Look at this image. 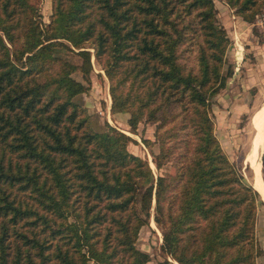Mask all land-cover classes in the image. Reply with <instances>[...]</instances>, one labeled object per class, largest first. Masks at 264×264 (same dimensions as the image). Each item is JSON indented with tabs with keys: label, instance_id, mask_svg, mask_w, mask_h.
Listing matches in <instances>:
<instances>
[{
	"label": "trees",
	"instance_id": "1",
	"mask_svg": "<svg viewBox=\"0 0 264 264\" xmlns=\"http://www.w3.org/2000/svg\"><path fill=\"white\" fill-rule=\"evenodd\" d=\"M226 1L247 21L264 5ZM229 43L214 0H52L46 27L31 0H0V264H145L136 241L154 199L162 248L181 264H257L261 194L212 114ZM93 56L112 111L133 130L158 122L153 160L175 173L156 175L129 134L89 126L74 99L88 85L72 73L89 80Z\"/></svg>",
	"mask_w": 264,
	"mask_h": 264
},
{
	"label": "rangeland",
	"instance_id": "2",
	"mask_svg": "<svg viewBox=\"0 0 264 264\" xmlns=\"http://www.w3.org/2000/svg\"><path fill=\"white\" fill-rule=\"evenodd\" d=\"M214 1L217 20L227 29L230 37V43L226 51L225 66L226 68L231 66L234 73V58L237 56L239 50H243L240 46L243 43V39L246 38V42L251 43L253 40L251 39L250 41V38L254 35L257 38L255 40L257 41L256 43H264V28L254 23L256 21L255 16L252 21H248V23L252 25L251 30H246V27H242L240 23H238V19L241 21V19L244 18L235 12L234 7L230 6L226 0ZM31 2L38 7V10L42 14L43 25L46 27L50 22L52 0H31ZM58 54H61V52H58ZM62 56L69 58L75 63L80 62L79 55L68 49H65L62 52ZM92 61L93 69L90 72L89 80L84 77L81 70H75L72 73L76 79H79L88 85L87 90L77 94L74 99L81 104L84 109L83 114L87 117L89 126L95 131H108L111 126H114L118 131L129 134L133 138V140L128 143L129 150L147 159L156 175L159 173H175L176 167L172 160L166 162L161 169L157 168L153 160L152 151H160V142L157 135L158 122L143 119L138 123L136 130H133L128 122L130 117L128 112H113L109 78L94 56ZM233 76L234 75L229 77L226 86L214 96L212 114L215 120V132L219 137L224 150L230 159L234 161L237 167L244 173L246 180L253 184L254 177L256 176L257 179L261 176L262 183L264 184V128L261 132L263 111L260 112L259 110L264 102V77L259 86H253L248 90L242 89V93L235 96L245 102L243 105H237L226 95L229 90L228 85L232 82ZM231 94L233 93L231 92ZM232 98L234 100V97ZM252 117L256 126L257 123L260 124L258 141L253 138L255 127L252 122ZM164 128L161 132H164L166 136H169L173 132L171 125L167 124ZM144 138L149 140L150 145L144 141ZM168 138H171V136ZM253 139L254 149L260 144L259 152H254L255 156L252 152L248 155ZM180 143L181 141L178 144ZM257 186L259 187V183ZM263 198L264 197L261 195L256 227V235L263 251L257 257V264H264ZM155 205L156 200L154 199L151 220L140 229L136 245L141 250L150 254V260L145 264H181L173 256L166 254L162 248L163 232L154 220Z\"/></svg>",
	"mask_w": 264,
	"mask_h": 264
},
{
	"label": "crops",
	"instance_id": "3",
	"mask_svg": "<svg viewBox=\"0 0 264 264\" xmlns=\"http://www.w3.org/2000/svg\"><path fill=\"white\" fill-rule=\"evenodd\" d=\"M238 23H240L242 27H246V30H251L252 25H250L247 20L241 19L240 21L238 19ZM252 37L250 38V41L251 39L253 40L251 43L246 42V38L243 39V43L240 45L243 50H239L237 56L234 58V76L232 77V82L228 85L229 90L226 94L231 98V101H234V104L237 105H243L245 102L235 96L241 94L242 89L248 90L253 86H259L264 77V43H256V36L253 35ZM231 92L233 94H231ZM232 97H234V100ZM262 182V177L260 176L256 179L254 186L264 197V184ZM258 183L259 187L257 186Z\"/></svg>",
	"mask_w": 264,
	"mask_h": 264
},
{
	"label": "bare ground",
	"instance_id": "4",
	"mask_svg": "<svg viewBox=\"0 0 264 264\" xmlns=\"http://www.w3.org/2000/svg\"><path fill=\"white\" fill-rule=\"evenodd\" d=\"M263 104H264V102H263ZM261 111H263V112H262V116H263V120H262V121H263V122H262V127H261V132H262V130H263V128H264V106L262 107V109L260 110V112H261ZM258 118H259V117H258ZM261 118H262V117H261ZM257 128H258V130H259V128H260V124H259V123H257ZM261 134H262V133H261ZM258 136H259V131H258V133L256 134V136H255L254 139L257 140V139H258ZM257 141H258V140H257ZM252 144H253V147H254V140H253V143H252ZM263 145H264V144H263ZM253 147H252V149L249 151L248 155H249L251 152L253 153V155L255 154V153H254L255 151H258V152H259V150H260V144H258L257 147H256L255 149H254ZM254 156H255V155H254ZM256 163H257V162H256ZM255 165H256V164H255ZM253 181H254L253 184H255V182H256V176L254 177V180H253ZM261 187H262V186H261Z\"/></svg>",
	"mask_w": 264,
	"mask_h": 264
},
{
	"label": "built area",
	"instance_id": "5",
	"mask_svg": "<svg viewBox=\"0 0 264 264\" xmlns=\"http://www.w3.org/2000/svg\"><path fill=\"white\" fill-rule=\"evenodd\" d=\"M254 23L264 28V6H262L261 10L256 13V21Z\"/></svg>",
	"mask_w": 264,
	"mask_h": 264
},
{
	"label": "water",
	"instance_id": "6",
	"mask_svg": "<svg viewBox=\"0 0 264 264\" xmlns=\"http://www.w3.org/2000/svg\"><path fill=\"white\" fill-rule=\"evenodd\" d=\"M263 106H264V104L260 107L259 110H261ZM256 112H257V111H256ZM256 112H255V113H256ZM255 113H254V114H255ZM253 117H254V115H253ZM253 117H252V122H253V125H254V127H255V133H254V137H253V138H255V136H256V134L258 133L259 130H258L257 126H256L255 123H254V119H253ZM253 140H254V139H253ZM252 143H253V142H252ZM252 147H253V144L251 145V149H252ZM251 149H250V150H251Z\"/></svg>",
	"mask_w": 264,
	"mask_h": 264
}]
</instances>
